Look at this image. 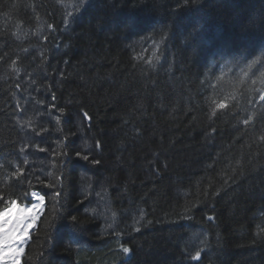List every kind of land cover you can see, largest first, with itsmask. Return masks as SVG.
Instances as JSON below:
<instances>
[{
    "label": "trees",
    "instance_id": "trees-1",
    "mask_svg": "<svg viewBox=\"0 0 264 264\" xmlns=\"http://www.w3.org/2000/svg\"><path fill=\"white\" fill-rule=\"evenodd\" d=\"M262 93L264 0H0L22 264H264Z\"/></svg>",
    "mask_w": 264,
    "mask_h": 264
},
{
    "label": "snow or ice",
    "instance_id": "snow-or-ice-1",
    "mask_svg": "<svg viewBox=\"0 0 264 264\" xmlns=\"http://www.w3.org/2000/svg\"><path fill=\"white\" fill-rule=\"evenodd\" d=\"M157 60H159V57H157ZM149 63H151V61H149ZM12 68L16 72L20 71V69L16 68L15 63H13ZM17 87H19V85H17ZM259 100L264 101V93L259 96ZM227 107V100L216 103L215 107L212 109V115H215L217 110ZM251 119L252 117L249 116L243 123L247 125ZM29 127H31L30 124ZM77 155H79V153ZM84 159L87 160L88 157L85 156ZM96 163L98 164L99 161H96ZM22 171L21 169V172ZM57 195H59V193H57ZM15 205L16 201H12L11 206L0 210V261H2L5 256H9L11 257V264H19L17 257L23 252V249L18 247V244L27 235V229L32 227V224L27 222L26 218L15 208ZM73 220H75V217H73ZM123 251L125 253H130L131 249L124 247ZM195 256L198 259L200 257V252H196Z\"/></svg>",
    "mask_w": 264,
    "mask_h": 264
},
{
    "label": "rangeland",
    "instance_id": "rangeland-1",
    "mask_svg": "<svg viewBox=\"0 0 264 264\" xmlns=\"http://www.w3.org/2000/svg\"><path fill=\"white\" fill-rule=\"evenodd\" d=\"M9 206H11V204ZM15 208L20 211L21 215L26 218L28 223L32 224V227L27 229V235L25 236V238L18 244V247L23 249V252L17 257V259L19 260V264H22L24 249L30 238L31 232L36 227L39 217L43 211V198L39 193L33 191L31 193V199L28 203L16 202ZM0 264H11V257L5 256V258L0 261Z\"/></svg>",
    "mask_w": 264,
    "mask_h": 264
}]
</instances>
